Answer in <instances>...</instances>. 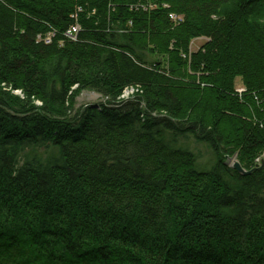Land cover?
Returning <instances> with one entry per match:
<instances>
[{
    "label": "trees",
    "instance_id": "obj_1",
    "mask_svg": "<svg viewBox=\"0 0 264 264\" xmlns=\"http://www.w3.org/2000/svg\"><path fill=\"white\" fill-rule=\"evenodd\" d=\"M263 152L264 0H0V264H264Z\"/></svg>",
    "mask_w": 264,
    "mask_h": 264
},
{
    "label": "rangeland",
    "instance_id": "obj_2",
    "mask_svg": "<svg viewBox=\"0 0 264 264\" xmlns=\"http://www.w3.org/2000/svg\"><path fill=\"white\" fill-rule=\"evenodd\" d=\"M71 26L73 25H70L68 28H70ZM67 28V29H68ZM51 38V34H45L44 36V40L45 39H48V38ZM204 42V38H197V39H193L191 41V49H196V47L200 46L201 44H203ZM236 91L237 92H240L242 91V85H241V82H240V79L237 78L236 79ZM5 87V86H4ZM7 89V87H5ZM136 87H133V86H130L128 89H125L124 91H122V94L120 95L119 97V100H126V99H131L132 97L136 96ZM10 91V89H8ZM11 93H13L14 96H19L21 97V92L19 90H11L10 91ZM101 99L99 98L98 95H95L93 92L91 91H87V90H83L81 91L75 98V107H80L82 105H85V104H97L98 102H100ZM107 103V102H106ZM35 104L39 105L40 102L39 101H35ZM201 153H200V166L202 164H206L208 162V159H209V156H210V153L207 151V149L205 147H202L200 149ZM264 159V152L255 160V162H259L260 159ZM232 159H235V157H232L230 160H227L226 158V163L229 165L231 163V160Z\"/></svg>",
    "mask_w": 264,
    "mask_h": 264
},
{
    "label": "water",
    "instance_id": "obj_3",
    "mask_svg": "<svg viewBox=\"0 0 264 264\" xmlns=\"http://www.w3.org/2000/svg\"><path fill=\"white\" fill-rule=\"evenodd\" d=\"M230 167L232 169H234L237 173H239L240 175H249L252 171L257 170V169H262L264 168V159H260L258 163H256V165L254 167H252L249 170H245L241 164L239 163V161L237 159H232L231 163H230Z\"/></svg>",
    "mask_w": 264,
    "mask_h": 264
},
{
    "label": "built area",
    "instance_id": "obj_4",
    "mask_svg": "<svg viewBox=\"0 0 264 264\" xmlns=\"http://www.w3.org/2000/svg\"><path fill=\"white\" fill-rule=\"evenodd\" d=\"M78 31V26L77 24H73V26H71L70 28L66 29L65 31V35L69 36V37H74V34H76V32ZM44 43L47 44L50 42V37L48 39H43ZM128 89V88H126Z\"/></svg>",
    "mask_w": 264,
    "mask_h": 264
}]
</instances>
